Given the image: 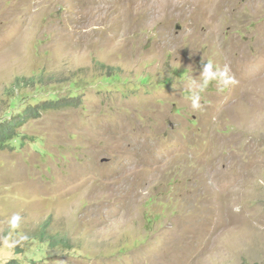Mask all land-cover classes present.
Here are the masks:
<instances>
[{"label":"rangeland","instance_id":"374dc122","mask_svg":"<svg viewBox=\"0 0 264 264\" xmlns=\"http://www.w3.org/2000/svg\"><path fill=\"white\" fill-rule=\"evenodd\" d=\"M72 83L0 151V264H264V0H0V119Z\"/></svg>","mask_w":264,"mask_h":264},{"label":"trees","instance_id":"16d2710c","mask_svg":"<svg viewBox=\"0 0 264 264\" xmlns=\"http://www.w3.org/2000/svg\"><path fill=\"white\" fill-rule=\"evenodd\" d=\"M104 80L110 83L114 82V80H120V77L119 75L110 73ZM19 86L20 84L17 82L11 91L15 92L19 89ZM44 88V86H40L39 89L43 90ZM80 89L82 88L76 83H72L63 95H61L62 93H56L54 91L49 92L46 89L44 94L31 95L27 99H21L19 95H9V99L11 100L9 110L0 119V151L13 148L16 142L22 144L23 138L20 136L19 131L29 119L39 118L46 111L71 107L72 104L79 100L78 92ZM40 239L42 243H52V241H48L43 236ZM19 264L25 263L22 262Z\"/></svg>","mask_w":264,"mask_h":264},{"label":"clouds","instance_id":"9594fccd","mask_svg":"<svg viewBox=\"0 0 264 264\" xmlns=\"http://www.w3.org/2000/svg\"><path fill=\"white\" fill-rule=\"evenodd\" d=\"M187 82L189 85L195 84L196 82L193 80L191 75L187 72L181 78V82ZM238 83L233 75H230V69L228 66L221 67L218 64H215L212 61H207L203 66V71L199 77V84L193 89L189 87L187 90L189 92V99L191 101V107L193 110H200L204 107L201 103L202 94L205 93L209 86L215 84V89L217 94L224 93L230 87L234 86ZM21 215L19 213H14L11 217L8 218L7 223L10 228L9 237L12 232H15L20 228L21 224ZM8 237H5V240H8ZM28 236L26 234H19L18 240H12L8 243L9 248H14L17 243L26 241Z\"/></svg>","mask_w":264,"mask_h":264},{"label":"bare ground","instance_id":"6f19581e","mask_svg":"<svg viewBox=\"0 0 264 264\" xmlns=\"http://www.w3.org/2000/svg\"><path fill=\"white\" fill-rule=\"evenodd\" d=\"M132 172H133V171H132ZM135 172H136V171H135ZM130 174H131V173H130ZM134 177H136V175H135ZM130 185H131V184H130ZM130 185H129V186H130ZM136 185H138V184H136ZM132 186H133V185H132ZM134 187H135V186H134Z\"/></svg>","mask_w":264,"mask_h":264}]
</instances>
